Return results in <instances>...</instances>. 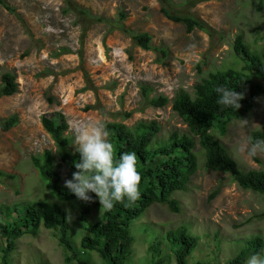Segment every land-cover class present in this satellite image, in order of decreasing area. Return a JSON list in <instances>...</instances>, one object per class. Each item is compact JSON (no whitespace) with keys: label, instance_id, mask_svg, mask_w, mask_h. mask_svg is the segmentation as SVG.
I'll use <instances>...</instances> for the list:
<instances>
[{"label":"rangeland","instance_id":"374dc122","mask_svg":"<svg viewBox=\"0 0 264 264\" xmlns=\"http://www.w3.org/2000/svg\"><path fill=\"white\" fill-rule=\"evenodd\" d=\"M2 1L8 9L0 4V75L13 73L18 91L0 99V120L16 114L19 122L9 131L0 129V172L12 176L0 178V210L25 202L60 206L78 257L105 264L95 252L80 248L85 227L100 220L104 208H90L87 222H80L86 202L57 200L33 167L32 158L51 152L64 189L65 180L75 172L60 162L61 150L43 130L40 118L55 112L64 116L69 152L76 150L74 121L115 122L129 129L154 122L159 132L151 149L167 144L173 132L188 135L195 143L197 169L186 190L172 194L178 213L154 204L131 223L133 244L127 264H152L149 247L153 243L159 245L162 264H175L165 236L180 226L198 241L187 264H225L247 240L260 238L264 243V195L241 189L227 174L206 170L199 139L171 110L179 92L193 98L195 86L208 74L242 66L232 50L237 35L252 51L264 49V0ZM161 8L199 21L205 31L186 33L182 24L166 19ZM139 33L151 37L149 51L131 40V35ZM143 87L150 98H168L167 106L147 105L141 95ZM243 119L249 121L247 127L240 126L241 120L232 121L224 134L217 129L210 133L240 170H264V155L249 159L236 151L252 131L264 134V96ZM4 247L0 240V264ZM68 256L58 243L57 232L41 228L37 237L15 241L9 264H66Z\"/></svg>","mask_w":264,"mask_h":264},{"label":"trees","instance_id":"16d2710c","mask_svg":"<svg viewBox=\"0 0 264 264\" xmlns=\"http://www.w3.org/2000/svg\"><path fill=\"white\" fill-rule=\"evenodd\" d=\"M0 4L8 9L2 0ZM160 11L169 21L182 24L188 34L195 29L205 31V26L199 21L172 15L163 8ZM119 17L121 20L125 19L123 13H119ZM123 32L127 34L126 29ZM130 38L136 47L145 51L150 50L149 34H134ZM232 50L242 63L239 69L229 68L208 74L195 86L193 98L186 92H179L171 102V110L183 119L189 133L199 139L204 151L205 169L228 174L241 189L264 195V170H240L227 149L210 133L212 129H217L220 134H224L229 122L243 119L255 108L258 98L264 96V49L260 52L252 51L244 42L242 35H237ZM220 86L243 93L244 98L239 101L241 105L239 109L217 104L219 97L215 89ZM17 91L15 75L8 71L2 72L0 99L11 97ZM141 93L146 104L151 107L163 108L169 103L168 98L163 96L150 98L145 87L141 89ZM18 122V116L13 114L0 120V129L4 132L9 131ZM40 122L43 130L61 150L60 162L76 171L74 163L78 162L80 156L76 150L67 151L71 142L66 135L68 126L64 116L58 112L45 114L41 116ZM136 126L129 129L121 123H106L116 159H119L121 153L135 152L137 169L142 179L140 199L134 203L125 199L122 203H116L111 211L104 209L100 220L85 227L86 234L80 240V248L83 252H95L105 264H127L133 244L131 223L152 205H165L170 212L175 214L179 212L177 201L172 199V194L185 191L197 169V158L193 153L195 143L188 135L173 132L167 144L151 149L159 127L154 122L149 125L140 123ZM248 138L264 139V134L256 130L252 131ZM31 161L45 188L54 198L62 202L77 200L73 193L60 185V176L55 171L51 152L45 151ZM1 177L12 176L0 172ZM88 195L92 197L93 202L86 203V208L81 211L78 220L83 223L87 222L90 208L100 207L96 197L93 194ZM41 228L57 232L58 243L69 253L65 258L66 264L71 262L91 264L77 255L68 235L65 211L56 204L49 205L44 202H25L20 206L0 210V240L5 242L1 264H9V254L15 250L16 240L23 237L35 238ZM165 238L170 245L175 264H187V258L197 246V239L191 236L184 226L168 231ZM263 249V240L249 239L225 264H245L248 257L262 253ZM149 252L153 257L152 264H162L158 243L151 244ZM194 264L209 263L197 261Z\"/></svg>","mask_w":264,"mask_h":264},{"label":"clouds","instance_id":"9594fccd","mask_svg":"<svg viewBox=\"0 0 264 264\" xmlns=\"http://www.w3.org/2000/svg\"><path fill=\"white\" fill-rule=\"evenodd\" d=\"M215 91L219 97L218 105L235 110L241 107L239 101L244 98L243 93L223 86L217 87ZM248 124L249 121L241 119V127H247ZM72 133L80 159L74 163L76 171L70 180H65L64 187L86 203L93 202L88 193H94L100 206L107 211L125 199L130 203L140 199L142 178L137 169L135 152L121 153L117 160L114 145L109 139L110 131L100 120L74 121ZM236 151L249 159L264 155V139H243ZM247 264H264V252L250 256Z\"/></svg>","mask_w":264,"mask_h":264}]
</instances>
